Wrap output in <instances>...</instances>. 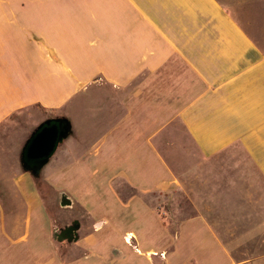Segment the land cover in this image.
<instances>
[{"label": "crops", "instance_id": "obj_1", "mask_svg": "<svg viewBox=\"0 0 264 264\" xmlns=\"http://www.w3.org/2000/svg\"><path fill=\"white\" fill-rule=\"evenodd\" d=\"M241 11L0 0V264H264V48ZM58 117L69 135L41 174L84 215L66 222L22 162ZM76 221L62 256L52 227Z\"/></svg>", "mask_w": 264, "mask_h": 264}, {"label": "rangeland", "instance_id": "obj_2", "mask_svg": "<svg viewBox=\"0 0 264 264\" xmlns=\"http://www.w3.org/2000/svg\"><path fill=\"white\" fill-rule=\"evenodd\" d=\"M240 1V9L241 11V15L244 18V22L248 28V30L250 31V33L254 36V38H256V40L260 43V45L264 48V0H239ZM61 159V158H60ZM62 160V159H61ZM51 165L47 164L45 166L44 169H48ZM37 182L39 187L42 189L41 191L44 193V195L46 196V200H47V204L49 205V209L50 212H52V214H55V219L59 216H61V222H66L64 221V219H69V218H73L75 216L81 217L83 218L84 215H81V211L79 209H62L59 206H57L56 202L53 204L52 200H54L55 197V191L53 189H48L47 186L45 185V180H44V175L40 174L39 176H37ZM158 198V196L156 197V199ZM52 199V200H51ZM153 199V197H152ZM160 199H163V197H160ZM185 204V202H183ZM59 205V204H58ZM172 205H170L171 208ZM78 208V207H77ZM194 209L190 206V205H184L183 206V215L187 216L190 214L194 213ZM102 211L99 209H96L93 211L92 215H97L100 214ZM91 215V216H92ZM65 216H68L67 218H64ZM91 216H88V225L91 226ZM63 219V220H62ZM59 223V222H58ZM56 226V224H54ZM53 225L52 227V234H53V239L54 242L58 245L59 240L57 237L54 236V231H56V227ZM104 240V239H103ZM60 246L58 245V247L60 248V252L63 256L64 252H65V248H67L70 244L68 243H59ZM73 247H77V246H73ZM31 251V249H30ZM32 253V251H31ZM21 257L26 256L27 254H29V252L26 250V252H21L20 253ZM84 254V251L82 249L74 248L72 250V253H68L67 255H71L69 257H76V256H80ZM44 255L43 250H40L39 252V256ZM36 254H30L31 260L33 261H37L36 259ZM40 263H43L41 261H39ZM29 264V263H27Z\"/></svg>", "mask_w": 264, "mask_h": 264}, {"label": "water", "instance_id": "obj_3", "mask_svg": "<svg viewBox=\"0 0 264 264\" xmlns=\"http://www.w3.org/2000/svg\"><path fill=\"white\" fill-rule=\"evenodd\" d=\"M69 130L70 123L63 117L48 119L42 123L33 133L32 138L28 141L23 151L22 159L24 160V167L32 171L34 175L39 176L42 168L55 152L58 144L69 135ZM60 203L63 207L73 205L72 198L66 193L61 194ZM78 227L77 221L69 226L71 230Z\"/></svg>", "mask_w": 264, "mask_h": 264}, {"label": "flooded vegetation", "instance_id": "obj_4", "mask_svg": "<svg viewBox=\"0 0 264 264\" xmlns=\"http://www.w3.org/2000/svg\"><path fill=\"white\" fill-rule=\"evenodd\" d=\"M70 224L69 225H65V226H59V227H56V237L58 239H65V240H72L75 235H76V231L75 229L71 230L69 228Z\"/></svg>", "mask_w": 264, "mask_h": 264}, {"label": "trees", "instance_id": "obj_5", "mask_svg": "<svg viewBox=\"0 0 264 264\" xmlns=\"http://www.w3.org/2000/svg\"><path fill=\"white\" fill-rule=\"evenodd\" d=\"M39 127H40V126H39ZM39 127H38V128H39ZM38 128H37V129H38ZM37 129H36V130H37ZM32 136H33V135H32ZM32 136L29 138V140L32 138ZM29 140H28V141H29ZM27 144H28V142L25 144L24 149L26 148ZM24 149H23V151H24ZM22 154H23V153H22ZM22 162H23V164H24V160H23V159H22ZM24 168H25V167H24ZM25 169L27 170V168H25Z\"/></svg>", "mask_w": 264, "mask_h": 264}]
</instances>
